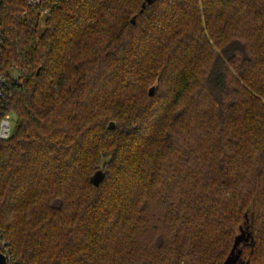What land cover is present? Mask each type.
<instances>
[{"label": "trees", "instance_id": "1", "mask_svg": "<svg viewBox=\"0 0 264 264\" xmlns=\"http://www.w3.org/2000/svg\"><path fill=\"white\" fill-rule=\"evenodd\" d=\"M0 25L13 264H225L244 227L264 264V0H0Z\"/></svg>", "mask_w": 264, "mask_h": 264}, {"label": "built area", "instance_id": "2", "mask_svg": "<svg viewBox=\"0 0 264 264\" xmlns=\"http://www.w3.org/2000/svg\"><path fill=\"white\" fill-rule=\"evenodd\" d=\"M44 1L45 0H28V5L30 7H35L42 4ZM3 46V36L0 28V58ZM13 78L0 74V141H8L12 137L16 125V115L11 108V102L17 79ZM0 251L6 257L7 263L13 264L8 242H6L2 236H0Z\"/></svg>", "mask_w": 264, "mask_h": 264}, {"label": "water", "instance_id": "3", "mask_svg": "<svg viewBox=\"0 0 264 264\" xmlns=\"http://www.w3.org/2000/svg\"><path fill=\"white\" fill-rule=\"evenodd\" d=\"M147 2H148V3H151L152 0H147ZM38 72H39V71H38ZM155 90H156L155 87L152 88V89L150 90V95H154ZM115 128H116V123H115V122H111L110 125H109V129L113 130V129H115ZM103 177H104L103 172H102V171H98V172L95 174V176L93 177V179H92L93 184H94L96 187H98V186L100 185V183L102 182ZM242 231H243V229L241 230V232H242ZM248 234H249V233H248ZM243 241L246 242L247 240H245V239H244V236H242V235L240 234V235L238 236V238H237L236 245H235V247H234V249H233V251H232L230 257H229V259L227 260V262H226L225 264H227L228 262H229V263H230V262H234V263H236V261H237L238 259H240V256H239V244H240V242H243ZM240 260H241V259H240ZM241 261H242V260H241ZM0 264H8V263H7V260H6V257L1 253V251H0ZM243 264H244V263H243Z\"/></svg>", "mask_w": 264, "mask_h": 264}, {"label": "rangeland", "instance_id": "4", "mask_svg": "<svg viewBox=\"0 0 264 264\" xmlns=\"http://www.w3.org/2000/svg\"><path fill=\"white\" fill-rule=\"evenodd\" d=\"M44 28H43V26H42V24H41V26H40V30H43ZM241 235L242 236H244V239L245 240H248L249 239V234H248V231H247V228H243V231L241 232ZM5 240V239H4ZM6 241V240H5ZM227 264H243V262L240 260V259H238L237 261H236V263H234V262H228Z\"/></svg>", "mask_w": 264, "mask_h": 264}]
</instances>
